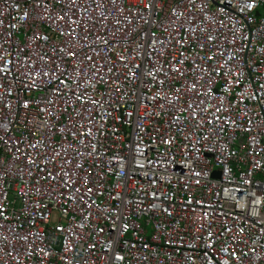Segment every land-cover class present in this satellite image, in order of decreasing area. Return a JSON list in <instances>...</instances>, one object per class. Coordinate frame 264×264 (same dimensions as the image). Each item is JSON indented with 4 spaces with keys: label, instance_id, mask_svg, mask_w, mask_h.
Masks as SVG:
<instances>
[{
    "label": "built area",
    "instance_id": "obj_1",
    "mask_svg": "<svg viewBox=\"0 0 264 264\" xmlns=\"http://www.w3.org/2000/svg\"><path fill=\"white\" fill-rule=\"evenodd\" d=\"M0 264H264V0H0Z\"/></svg>",
    "mask_w": 264,
    "mask_h": 264
},
{
    "label": "rangeland",
    "instance_id": "obj_2",
    "mask_svg": "<svg viewBox=\"0 0 264 264\" xmlns=\"http://www.w3.org/2000/svg\"><path fill=\"white\" fill-rule=\"evenodd\" d=\"M147 229H148L149 232H151V227L150 226Z\"/></svg>",
    "mask_w": 264,
    "mask_h": 264
}]
</instances>
